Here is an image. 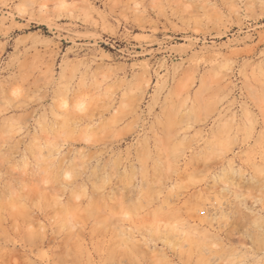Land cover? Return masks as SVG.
<instances>
[{"label":"rangeland","instance_id":"rangeland-1","mask_svg":"<svg viewBox=\"0 0 264 264\" xmlns=\"http://www.w3.org/2000/svg\"><path fill=\"white\" fill-rule=\"evenodd\" d=\"M0 264H264V0H0Z\"/></svg>","mask_w":264,"mask_h":264}]
</instances>
